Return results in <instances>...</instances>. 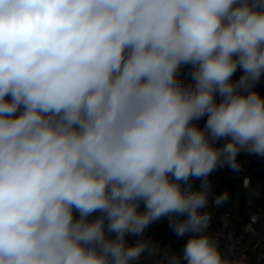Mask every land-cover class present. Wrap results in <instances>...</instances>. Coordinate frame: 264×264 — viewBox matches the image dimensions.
<instances>
[{
	"label": "clouds",
	"instance_id": "obj_1",
	"mask_svg": "<svg viewBox=\"0 0 264 264\" xmlns=\"http://www.w3.org/2000/svg\"><path fill=\"white\" fill-rule=\"evenodd\" d=\"M262 80L264 0H0V264H249L210 176L264 160Z\"/></svg>",
	"mask_w": 264,
	"mask_h": 264
},
{
	"label": "built area",
	"instance_id": "obj_2",
	"mask_svg": "<svg viewBox=\"0 0 264 264\" xmlns=\"http://www.w3.org/2000/svg\"><path fill=\"white\" fill-rule=\"evenodd\" d=\"M260 92L264 95V91ZM251 170L246 164L239 174L227 168L229 177L234 179L237 184L240 197L215 210L211 231L217 236L221 248L225 251H228L234 243L235 247L231 251L236 255L246 254L249 264H264V204L257 199L256 193L261 185L252 179ZM253 216L258 217L252 225L253 231H245L246 225L250 223ZM224 218L230 221L228 227H224ZM229 232L232 233L231 240L227 238ZM161 244L169 246L175 251L174 239L171 236L163 237Z\"/></svg>",
	"mask_w": 264,
	"mask_h": 264
},
{
	"label": "trees",
	"instance_id": "obj_3",
	"mask_svg": "<svg viewBox=\"0 0 264 264\" xmlns=\"http://www.w3.org/2000/svg\"><path fill=\"white\" fill-rule=\"evenodd\" d=\"M202 123V122H201ZM238 159L246 161V165L252 169V179L255 183H260L261 188L257 191V199L262 204H264V160L257 159L255 157L247 156L246 154H241ZM210 180L213 183L214 192H221L224 190L229 191L231 199L229 202H233L236 198L240 197L237 184L235 180L229 177L227 172V167L218 169L213 172L210 176ZM199 181L195 182V186L199 187ZM171 236L174 239L175 251H178L183 244V240L177 239L172 233L168 226L167 218L162 219L158 223L154 224L148 229L147 236H151L154 240L161 241L165 236Z\"/></svg>",
	"mask_w": 264,
	"mask_h": 264
},
{
	"label": "crops",
	"instance_id": "obj_4",
	"mask_svg": "<svg viewBox=\"0 0 264 264\" xmlns=\"http://www.w3.org/2000/svg\"><path fill=\"white\" fill-rule=\"evenodd\" d=\"M257 90L264 91V80H262L261 83L257 86Z\"/></svg>",
	"mask_w": 264,
	"mask_h": 264
}]
</instances>
